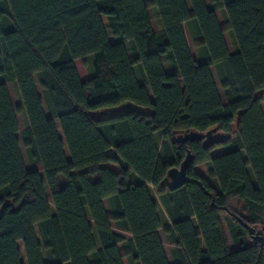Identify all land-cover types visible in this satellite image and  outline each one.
Segmentation results:
<instances>
[{"label":"trees","instance_id":"trees-1","mask_svg":"<svg viewBox=\"0 0 264 264\" xmlns=\"http://www.w3.org/2000/svg\"><path fill=\"white\" fill-rule=\"evenodd\" d=\"M207 1L0 0V264H169L161 228L174 264H264V0Z\"/></svg>","mask_w":264,"mask_h":264},{"label":"water","instance_id":"water-1","mask_svg":"<svg viewBox=\"0 0 264 264\" xmlns=\"http://www.w3.org/2000/svg\"><path fill=\"white\" fill-rule=\"evenodd\" d=\"M231 138V135H217L216 129H211L203 134L190 133L183 137H178L174 141L176 143L185 144L187 142H200L203 149H209L216 144L225 143ZM192 155L187 152L185 158L180 163L178 168H171L167 171V178L169 180L168 186L171 190L180 188L188 182H194L193 179L187 177V170L192 162ZM248 231L253 240L263 242L264 236L261 229L248 228Z\"/></svg>","mask_w":264,"mask_h":264},{"label":"rangeland","instance_id":"rangeland-1","mask_svg":"<svg viewBox=\"0 0 264 264\" xmlns=\"http://www.w3.org/2000/svg\"><path fill=\"white\" fill-rule=\"evenodd\" d=\"M144 1L145 2H149V0H144ZM205 2L207 4V6H208V1L205 0ZM164 63H165L166 71H170L169 68H168L167 62L164 61ZM91 66H92V62H91V59L89 57H86L84 59H79V60H76L75 61V67L78 70V74L80 75V78L81 79H87L89 76H91V74H92V67ZM210 71H211L212 77L214 79V82L216 84L218 93L220 94L222 100L226 101L225 94H224L225 92L221 88V84H220V82H219V80H218V78L216 76L215 69L214 68H211ZM37 87H38V90L40 91L39 84H37ZM126 107H134V108H137V109H141V108H139V107H137L135 105H132V104H127ZM44 109L46 111L45 105H44ZM120 111H123V109L121 107L118 108L115 111L102 110L100 112H101V115H109V114L119 113ZM46 114H47V111H46ZM17 137L20 139V150H21V154H22V157H23V161H24L25 167H26L27 170H30L32 167H31L30 163L28 162L25 149H24V147H23V145L21 143V137H20L19 134L17 135ZM65 152H66V150H65ZM66 154H67V152H66ZM220 219H221V223H222V231L224 233V236H225V239H226L228 248L229 249H232V242H231V239H230L228 230L225 227V225L223 224V219H222L221 216H220ZM36 234H37V237L39 238V233H38L37 228H36ZM160 235H161L162 243H163V245L165 247L167 256H168L169 260L171 261V259H172V254H171L172 246L167 242V240H166V238L164 236V233H163V229L162 228L160 230ZM19 247L21 249V246H19ZM119 249L120 250H123L124 249V246L123 245H119ZM124 263L125 264H128L127 259L124 260Z\"/></svg>","mask_w":264,"mask_h":264},{"label":"crops","instance_id":"crops-1","mask_svg":"<svg viewBox=\"0 0 264 264\" xmlns=\"http://www.w3.org/2000/svg\"><path fill=\"white\" fill-rule=\"evenodd\" d=\"M149 13H150V15L152 16V17H151V20H152L153 22H155V17L152 15V11H151V9H149ZM163 62H164V61H163ZM163 65L165 66V63H164ZM77 72H78V70H77ZM78 75H79V74H78ZM79 77H80V75H79ZM81 80H85V79H81ZM37 84H38V82H37V80H36V78H35V85H36L37 93H38V95L42 98V92H41V90H40V91L38 90ZM39 88H40V87H39ZM219 95H220V94H219ZM220 98H221V96H220ZM221 101H222L223 104L226 103V101L222 100V98H221ZM262 106L264 107V103L262 104ZM43 109H44V106H43ZM44 111H45V109H44ZM222 151H223L222 148H215L212 152H210V155H211V156L219 155V154L222 153ZM108 154L112 156V155H113V152H112L111 150H109V151H108ZM193 171H194V173H196L197 175H199V176H201L202 178H204L205 181H206L208 184L211 183V181H210V177H209V174H208V170H207V166H206L205 164H201V165L195 166V167L193 168ZM152 197H153V199H155V202H156L157 205H158V216H159V219H160V222H161L162 226L164 227V226L170 224V222H169V220H168V218H167V215H166V213H165V211H164L162 205L160 204V202H159L157 196L153 194ZM103 205H104V209H105L106 213L110 214V209H109V206H108V202H107V200H104V201H103ZM219 218H220V217H219ZM220 220H221V219H220ZM111 228H112V230H113L114 233H116V234H118V235H121V236H123V237H125V238H127V239L130 238L129 235H127V234H125V233L119 231V230L115 227V225H114L113 223H111ZM160 230H161V229H160ZM160 230L158 231V235H159L160 240H161V242H162L161 235H160ZM162 245H163V243H162ZM118 248H119V246H118ZM163 248H164V251H165V254H166V257H167V261H168V263H169V264H174L173 259H171V261L169 260L164 245H163ZM124 260H125V259H124ZM124 260H123V263H124ZM124 264H125V263H124Z\"/></svg>","mask_w":264,"mask_h":264}]
</instances>
